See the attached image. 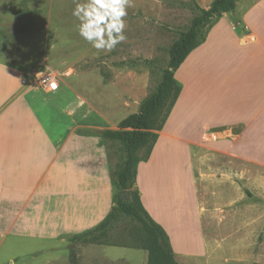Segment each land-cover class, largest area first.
I'll list each match as a JSON object with an SVG mask.
<instances>
[{"label": "crops", "instance_id": "1", "mask_svg": "<svg viewBox=\"0 0 264 264\" xmlns=\"http://www.w3.org/2000/svg\"><path fill=\"white\" fill-rule=\"evenodd\" d=\"M223 40L226 67L218 66L220 73L213 69L220 47L216 55L207 52L209 37L184 62L193 59L199 75L179 84L181 95L147 164H139L134 186L178 250H193L192 242H200L204 256L216 257L212 245L219 242L227 246L224 255L239 257L244 250L234 246L243 237L256 238L257 225L264 222V208L248 201L243 189L256 177L258 156L264 161V29L241 40L249 60L241 56L236 63L233 37ZM26 78L0 61V227L18 235L14 229L22 226L32 234L30 227L40 224L48 235L37 236L53 239L82 234L113 209L117 188L108 157L103 149L97 152V141L86 152L71 145L72 136L80 134L76 126L70 136L54 138L37 107L51 100L64 114L58 91L34 89ZM183 96L182 114L177 104ZM164 159L184 165L154 170ZM178 236L189 243L180 245Z\"/></svg>", "mask_w": 264, "mask_h": 264}, {"label": "rangeland", "instance_id": "2", "mask_svg": "<svg viewBox=\"0 0 264 264\" xmlns=\"http://www.w3.org/2000/svg\"><path fill=\"white\" fill-rule=\"evenodd\" d=\"M213 1L132 0V6L127 9V39L111 52H97L77 33L78 21L72 15L73 0H0V61L22 70L27 77L26 84L34 89L44 88L42 82L47 77L59 82L57 103L65 113L58 111L49 100L42 101V105L39 102V116L54 138L70 136L76 126L80 134L72 136L71 145L84 146L83 152L92 151V142L97 141V152L105 151L115 183L124 155L120 146L104 140L102 133L118 129L123 119L139 112L141 103L155 90L168 68L172 45L182 32L189 30L201 9H208ZM255 28L264 29V0H237L235 11L215 18L203 30L205 41L209 37L207 52L216 55L220 47V61L212 68L220 73L218 66L226 67L223 39L227 37H233L231 45L238 54L236 63L241 56L248 58V47L243 46L241 40ZM244 42L247 43L248 38ZM192 61L183 64L175 74L183 86L187 76L192 82L194 76L199 75L194 72ZM218 73H215L216 80ZM183 99L184 96L177 104L182 114ZM172 102L173 98L167 102L158 126L166 123L173 110ZM153 148L154 145H149L139 152L143 168ZM258 158L256 177L243 189L248 201L264 208V161ZM167 161L158 162L154 170L165 171L175 165L180 169L184 165ZM100 164L99 159L98 173ZM123 197L129 201L130 192ZM93 223L92 228L100 224ZM30 229L32 234L18 226L14 231L21 234L17 235L3 233L9 230L8 226L0 227V264H148L140 224L129 217L115 221L100 243L74 242V236L38 237L48 235V230L40 224ZM24 230L30 235L24 237L27 235ZM178 237L182 239L180 245L189 243L186 238ZM171 246L178 264H264V222L257 225L256 238L243 237L234 246L244 250L239 257L224 255L227 246L219 242L212 245L218 251L216 257L204 256L200 242H192L193 250L187 252H181L172 242Z\"/></svg>", "mask_w": 264, "mask_h": 264}, {"label": "trees", "instance_id": "3", "mask_svg": "<svg viewBox=\"0 0 264 264\" xmlns=\"http://www.w3.org/2000/svg\"><path fill=\"white\" fill-rule=\"evenodd\" d=\"M236 7L237 0H214L208 9H201L189 30L182 32L172 45L168 68L164 70L155 90L141 103L139 112L123 119L118 129L102 133L104 140L117 143L124 155V161L115 175L117 192L113 198L114 206L102 223L74 236V242L100 243L115 221L120 217H129L140 224L142 248L148 253V264H178L167 231L147 211L139 191L132 190L140 164L139 152L149 145L156 146L159 139L157 132L164 127V123L158 126L159 116L171 98L172 107L175 106L182 92L175 74L190 54L205 42L203 30L215 18L235 11ZM127 192H130L129 201L123 197Z\"/></svg>", "mask_w": 264, "mask_h": 264}, {"label": "clouds", "instance_id": "4", "mask_svg": "<svg viewBox=\"0 0 264 264\" xmlns=\"http://www.w3.org/2000/svg\"><path fill=\"white\" fill-rule=\"evenodd\" d=\"M73 3L77 33L97 52H111L127 39V9L132 0H73ZM57 86L55 80L48 85L50 90Z\"/></svg>", "mask_w": 264, "mask_h": 264}, {"label": "built area", "instance_id": "5", "mask_svg": "<svg viewBox=\"0 0 264 264\" xmlns=\"http://www.w3.org/2000/svg\"><path fill=\"white\" fill-rule=\"evenodd\" d=\"M51 80H55V79H52V78H48L47 77V78L43 79L42 84L45 85L50 92H57L59 90V82L57 80H55L58 86L55 88V90H50L49 87H48V85H49V83H50ZM24 83H26V80L24 81Z\"/></svg>", "mask_w": 264, "mask_h": 264}]
</instances>
